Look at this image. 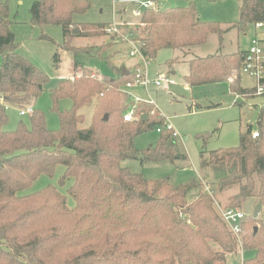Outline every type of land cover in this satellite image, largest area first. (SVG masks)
<instances>
[{
    "label": "trees",
    "instance_id": "1",
    "mask_svg": "<svg viewBox=\"0 0 264 264\" xmlns=\"http://www.w3.org/2000/svg\"><path fill=\"white\" fill-rule=\"evenodd\" d=\"M90 8L84 0H39L30 9L31 26L60 27L63 41L58 48L74 57L73 75L49 92L51 111L59 121L58 129L50 131L44 113L34 107L49 80L18 54L8 4L0 2V96L11 107L33 108L28 127L20 122L6 132V110L0 105V264H228L238 253L237 245L215 209V193L237 187L225 208L241 210L250 198L255 206H264V103L254 127L240 131L235 148L201 152L200 167L211 171L215 191L196 179L174 186L169 178L149 182L130 173L120 166L122 161L173 163L184 157L176 153L172 131L164 129L165 119L153 106L137 105L133 120H123L126 97L117 91L132 79L130 71L115 69L114 77H99L76 61L77 53L99 55L119 42L106 34L108 24L73 21ZM257 24L264 25V0H241L233 29L242 34ZM118 30L139 45L148 62L163 50L203 46L212 34L221 46L225 32L216 22H201L191 3L146 10L138 25ZM106 36L111 42L96 52L73 45L79 38ZM246 56L247 51L238 50L190 59L185 82L189 87L220 84L236 72L230 93L258 97L255 87L239 85ZM53 58L57 67L59 54ZM63 100L71 102L68 110L59 108ZM88 105L93 106L91 124L82 129L79 111ZM155 125H163L159 145L140 154L135 137ZM57 166L64 168L59 186L73 181L66 196L54 186L18 195L39 177H52ZM67 197L73 208L67 206ZM241 228L242 251L253 252L243 264H264V223L245 215Z\"/></svg>",
    "mask_w": 264,
    "mask_h": 264
},
{
    "label": "rangeland",
    "instance_id": "2",
    "mask_svg": "<svg viewBox=\"0 0 264 264\" xmlns=\"http://www.w3.org/2000/svg\"><path fill=\"white\" fill-rule=\"evenodd\" d=\"M36 1L39 0H0V2L8 4L10 29L15 36L16 44H18V54L27 59L49 80L44 86L45 93L37 99L34 107L44 113L47 129L55 131L59 127V121L56 114L51 111L49 92L56 88L57 83L63 77L73 75L72 62L74 57L72 53L62 52L58 48L63 41L60 27L31 26L30 9ZM84 1L89 2L91 8L84 14L75 15L73 17L75 23L108 24L109 26L113 24L118 27L122 21H126L128 24L139 22L140 16H135L133 12L136 4L143 0ZM155 2L161 11L186 7L191 3L201 22H216L220 24L225 32L222 35L221 46H219L218 36L212 34L203 46L176 51H161L157 59L149 62L148 74L150 80H153L155 71L159 70L160 73L169 76V84L162 85L160 88L150 86L148 96L143 90L136 91L135 96L139 97L142 102L136 104L135 110L137 105L145 104L143 101L152 100L158 108L159 116L168 119L174 131L178 134L177 139L171 138L170 141L175 143L176 153L184 158L173 163L162 161L145 164L135 160H124L120 163V166L132 174L142 175L149 182L169 178L170 184L177 186L196 179L207 185L208 189L213 192L216 189H214L212 174L200 167L201 152L209 153L216 150L235 148L238 145L240 131H244L248 126L254 127L257 112L264 103V97L253 99L241 97L237 98V103L234 104L235 95L230 93L227 82L189 87L183 78L187 74V62L190 59L204 58L217 53L229 55L238 50L247 51L252 40L258 42L264 57V25L261 28L249 26L247 31L242 34H238L233 29L232 26L238 20V8L241 0H190L189 2L186 0H155ZM112 11L115 13L114 20ZM46 36L49 40L45 39ZM109 42L111 40L108 36L79 38L74 40L73 45L75 47L92 48L93 52H96L99 51L102 43L106 45ZM125 47L120 42H114L110 47L100 50L99 55H88L80 52L77 53L75 58L83 68L99 77L114 76V68L121 69L123 66L128 67L134 63L128 55L119 53L120 48ZM57 53L59 54V64L55 67L53 57ZM172 72L175 73L173 76L171 75ZM235 75L236 72L233 73L231 78L233 79ZM254 84L252 77L248 75L240 76L239 85L241 88L251 89ZM117 92H121L126 97L123 103L128 109L131 98L122 92L121 88ZM70 107L71 102L68 100L59 103L61 110H68ZM19 110V108L11 106L6 110L8 120L3 127V131H14L20 122L28 127L29 115L21 117ZM79 113L84 117V122L80 127L82 129L88 128L91 124L93 106H85ZM162 128L163 125H155L152 130L137 135L134 139L135 149L142 154L148 147H157L161 139L160 131ZM63 173L64 168L57 166L52 177H39L29 188L19 192L18 195H31L47 186H54L66 196V190L72 185L73 181L69 179L63 186H59L58 181ZM236 192L237 187H232L220 194L215 193L217 201L215 203L225 208L227 199ZM67 206L69 208L75 206V203L69 197H67ZM256 208H259L257 218L264 223V206H255L253 198L248 199L243 204L241 211L246 216H251ZM237 252L235 256L230 258L228 264H238L240 260L244 261L253 257V252L243 251L240 254L238 248Z\"/></svg>",
    "mask_w": 264,
    "mask_h": 264
},
{
    "label": "built area",
    "instance_id": "3",
    "mask_svg": "<svg viewBox=\"0 0 264 264\" xmlns=\"http://www.w3.org/2000/svg\"><path fill=\"white\" fill-rule=\"evenodd\" d=\"M156 10L158 9V5L156 2L151 0H143L139 1L136 5V8L134 10L135 16H142L143 12L146 10ZM112 14L115 15V13L112 11ZM262 24L255 25V28H261ZM106 34L108 36L116 37L117 40L125 45L127 47V55L137 60V64L134 67V69L131 71L132 79L127 82L123 88H121V91L124 92L126 95H128V91L132 88H141L145 94L148 96V90L150 86H153L155 88H160L162 85H168L170 82V78L166 74H158L156 78L153 80L148 79L147 72H148V66L149 62L142 56V54L139 51V45L135 43L132 38L118 30V27L115 25H110L109 28L106 30ZM238 74L241 75H248L253 78L254 80V87L256 89L255 95L256 96H262L264 94V57L262 54V50L258 46V42L255 40L251 41L250 47L247 50V56L245 58V65L241 68V70L238 72ZM234 78V77H233ZM232 78L228 79V82H232ZM187 89V87H186ZM238 98V97H237ZM142 102L141 99L132 96L130 105L125 112L123 116V120L125 122H130L133 120L135 116V106L136 104H139ZM145 104L153 106L155 109L157 107L152 102V100L148 99L143 101ZM0 105L4 107L5 110H7L10 106L6 104L3 100V97L0 96ZM158 110V109H157ZM33 112V108L29 107L26 109H20L19 115L21 117L30 115ZM165 119L164 129L168 131H172V137L174 139L178 138V134L174 131L173 127L171 126L168 119ZM258 134L256 132H253L252 137L256 138ZM215 209L217 210L218 214L220 215L222 221L224 222L227 230L231 234V236L234 238V241L237 245V248L240 252L242 251V220L245 217V214L239 210V209H233V208H222L218 203H215ZM238 264H243V260H240Z\"/></svg>",
    "mask_w": 264,
    "mask_h": 264
},
{
    "label": "crops",
    "instance_id": "4",
    "mask_svg": "<svg viewBox=\"0 0 264 264\" xmlns=\"http://www.w3.org/2000/svg\"><path fill=\"white\" fill-rule=\"evenodd\" d=\"M151 1H154L155 2V0H151ZM187 2H189L190 0H186ZM137 5V4H136ZM120 14H121V12H120ZM197 16H198V14H197ZM112 17H113V20H114V17H115V15H113L112 14ZM199 17V16H198ZM139 22H140V19H139ZM139 22L137 23V24H128L126 21H122V23L120 24V26H122V25H126L127 27H133V26H136V25H138L139 24ZM128 25H131V26H128ZM263 27V26H262ZM246 51V50H245ZM119 53L120 54H122V55H127V48L125 47V48H120V50H119ZM178 59V58H177ZM134 63L131 65V66H123L122 68L124 69V70H122V68H121V70H122V72L123 71H126V70H128V71H132L133 69H134V67L136 66V64H137V60H135V59H133L132 60ZM176 63H178V61H176ZM187 64H188V62H187ZM129 67H131V68H129ZM114 70H115V68H114ZM78 72L79 71H76V73L78 74ZM91 72V71H90ZM149 72V71H148ZM148 72H147V76H148V79H150V76H149V74H148ZM73 73H74V71H73ZM127 74V73H126ZM158 74H164V73H160L159 72V70H156L155 71V77L154 78H156V76L158 75ZM175 73L174 72H172L171 73V75L173 76ZM187 74H188V67H187ZM187 74L183 77L184 79H185V77L187 76ZM71 77V76H70ZM110 77H114V76H110ZM63 78H65V77H63ZM66 78H69V77H67L66 76ZM228 84H229V82L228 81H226ZM137 90H142L141 88H132V89H130L127 93H128V97H132V96H135L136 95V91ZM131 91V92H130ZM134 92V93H133ZM134 94V95H133ZM135 97H137V96H135ZM258 97H262V96H258ZM137 98H139V97H137ZM140 99V98H139ZM236 99H237V97H235V103H236ZM234 103V104H235ZM156 106V105H155ZM158 109V108H157ZM204 171H206V172H208L209 174L211 173V171L209 170V169H205ZM239 262V261H238Z\"/></svg>",
    "mask_w": 264,
    "mask_h": 264
},
{
    "label": "water",
    "instance_id": "5",
    "mask_svg": "<svg viewBox=\"0 0 264 264\" xmlns=\"http://www.w3.org/2000/svg\"><path fill=\"white\" fill-rule=\"evenodd\" d=\"M122 70H124L123 68H122ZM124 72V71H123ZM126 74V73H125ZM105 120H106V118H105ZM258 212H259V208H256L255 210H254V213H253V218L254 219H256L257 218V215H258ZM256 231V228H254V232Z\"/></svg>",
    "mask_w": 264,
    "mask_h": 264
}]
</instances>
